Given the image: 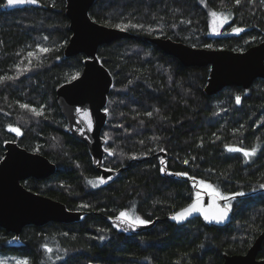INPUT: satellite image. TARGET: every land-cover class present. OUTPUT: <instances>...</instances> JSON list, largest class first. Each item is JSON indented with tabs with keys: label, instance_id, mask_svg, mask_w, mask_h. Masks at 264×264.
Instances as JSON below:
<instances>
[{
	"label": "trees",
	"instance_id": "1",
	"mask_svg": "<svg viewBox=\"0 0 264 264\" xmlns=\"http://www.w3.org/2000/svg\"><path fill=\"white\" fill-rule=\"evenodd\" d=\"M39 1L42 7L0 10V78H11L0 79V158L8 140L42 153L55 171L22 184L85 212L70 223L27 224L17 238L0 226V256L29 264H222L224 254L244 253L264 229V79L207 95L209 66L184 65L147 37L243 50L264 40V0H94L92 19L128 24L135 35L97 49L112 77L101 166L121 170L110 179L94 166L86 145L66 132L55 100L56 88L79 73L85 59L63 53L71 34L65 0ZM212 11L229 15L220 35L209 33ZM232 27L244 31L227 34ZM229 146L257 152L246 159ZM196 180L228 197L222 199L232 219L224 227L199 217L179 224L164 219L195 196ZM121 211L154 223L132 233L108 220ZM257 257H264V238Z\"/></svg>",
	"mask_w": 264,
	"mask_h": 264
},
{
	"label": "water",
	"instance_id": "2",
	"mask_svg": "<svg viewBox=\"0 0 264 264\" xmlns=\"http://www.w3.org/2000/svg\"><path fill=\"white\" fill-rule=\"evenodd\" d=\"M93 2L94 0H65V15L71 34L63 53L65 56L83 53L85 59L76 79L65 81L56 88L55 100L66 120V132L86 145L94 166L104 179H110L121 170H106L101 166L105 153L101 130L106 120L104 106L112 77L97 57V49L102 43L135 35L128 30L121 31L115 26L92 19L89 8ZM27 6L42 7V3L37 0L35 4L8 6L7 0H3L0 10ZM147 40L165 53L176 57L184 65L209 66V75L203 89L207 95L216 93L228 85L246 89L256 78L264 79V40L243 50L192 46L164 36H149ZM4 148V154L0 158L1 227L14 233V238H17L27 224L42 225L48 221L70 223L81 218L85 211L69 209L63 202L30 190L22 184L21 181L29 177L44 178L55 171L56 165L48 157L40 152L28 150L14 140L6 141ZM196 201L197 195L183 206L167 213L164 219L179 224L199 217L205 225L214 227H224L231 221V208L224 221H205L203 211L211 213L216 207L223 208L225 205L222 198H214L211 192L199 194L198 207L201 211L192 212L180 222L172 218ZM117 217L107 218L132 233H137L154 223L152 221L129 226ZM263 238L264 229L244 253L224 254L222 264H264V257H257Z\"/></svg>",
	"mask_w": 264,
	"mask_h": 264
},
{
	"label": "snow or ice",
	"instance_id": "3",
	"mask_svg": "<svg viewBox=\"0 0 264 264\" xmlns=\"http://www.w3.org/2000/svg\"><path fill=\"white\" fill-rule=\"evenodd\" d=\"M25 3L35 4V3H37V0H7V5L8 6H15V5H20V4H25ZM235 4L236 5H240L241 4V0H235ZM209 15L214 18L213 24L210 25L212 27V31L213 32L217 31V25H216V22H215V18H217L219 16L221 25L223 23H227V21L229 19V15H225L224 13H217L215 11L210 12ZM114 26L116 28L120 29L121 31H125L129 27L128 24H116ZM130 26L132 28L143 27L142 25H136V24H132ZM242 31H244L243 28L232 27V32L234 34H239ZM206 47L211 48L212 45H206ZM40 51L47 52L48 49H40ZM28 55H29V57H31L33 55V53L29 52ZM76 75L78 76L79 74L77 73ZM0 79H11V78L10 77H6V78H0ZM72 79H76V76H73ZM235 100H236V103L239 104L241 102V97L240 96H236ZM20 108L21 109H28L29 111H31L36 116H40V115L43 114L41 110H38L37 108H34V107H30L27 104H21ZM105 111H107V109H105ZM147 115L151 116V113H147ZM8 130L11 131V132H15V134L17 136L21 135V130L18 127L9 126ZM161 150L163 151V149H161ZM227 150L230 151V152H240V153L243 154V156L246 159H250L257 152L256 148H251L249 150V149H243V148L231 147V146H229L227 148ZM111 154L112 153H109V155H111ZM162 163H163V161H162ZM184 163L187 164L188 161L185 160ZM164 171H165V169L161 168V172H164ZM175 175L183 176V175H187V174L186 173H175ZM89 183H92V181H89ZM100 183H104V180L100 179ZM200 184L204 185V182L200 181ZM93 186H95V185H93ZM204 186L210 190V192H211V194L213 195L214 198L219 197V198H223L225 200L228 199V197H221V194L218 191H216L215 189H213L211 185H204ZM261 188H264V184L261 185ZM238 195H243V193H239ZM198 204H199V194H197V201L196 202H194L192 205H189V207L184 209L182 212H179V213L175 214L172 218L174 220L178 221V222L183 221L192 212L201 211V209L198 207ZM84 207H87V205H84ZM229 211H230V206L228 204H225L223 206V208L216 207L215 211H213L211 213H209L208 211H203V216H204L205 221L215 220L217 223H220V222L224 221L227 218ZM117 219L121 220L122 222L128 223L129 226H133V225H136V224H146V223H148V221H145V220L141 219L138 216L130 217L129 213L124 212V211H121L119 213V216L117 217ZM65 235H67V233H65ZM101 239H103V237H101ZM44 248H45L46 252H51L52 251V249L49 248L47 245H45ZM17 264H29V262L27 261V259H25L23 261H18Z\"/></svg>",
	"mask_w": 264,
	"mask_h": 264
},
{
	"label": "rangeland",
	"instance_id": "4",
	"mask_svg": "<svg viewBox=\"0 0 264 264\" xmlns=\"http://www.w3.org/2000/svg\"><path fill=\"white\" fill-rule=\"evenodd\" d=\"M215 12L220 13L218 11H215ZM213 21H214V18L210 16V25L213 24ZM215 22H216V25H217V31L213 32L212 31V27L210 26V28H209L210 35H220L222 27L226 24V23H223L222 25L220 24L219 16L217 18H215ZM240 28H242V27H240ZM226 33L227 34H234L232 32V28H230ZM200 181L201 180H196V181L192 182L193 183V187H194L195 196L197 194H202L204 192H210V190L204 186V185H209V184L207 182L203 181L204 185H202V184H200ZM18 261H23V259L15 258L13 256H4V257L0 256V264H12L13 262L17 263Z\"/></svg>",
	"mask_w": 264,
	"mask_h": 264
}]
</instances>
